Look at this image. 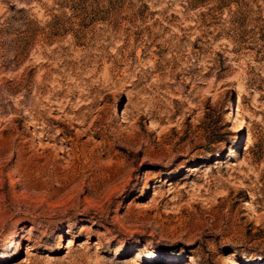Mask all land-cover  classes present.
<instances>
[{"label":"rangeland","instance_id":"obj_1","mask_svg":"<svg viewBox=\"0 0 264 264\" xmlns=\"http://www.w3.org/2000/svg\"><path fill=\"white\" fill-rule=\"evenodd\" d=\"M0 264H264V0H0Z\"/></svg>","mask_w":264,"mask_h":264},{"label":"bare ground","instance_id":"obj_2","mask_svg":"<svg viewBox=\"0 0 264 264\" xmlns=\"http://www.w3.org/2000/svg\"><path fill=\"white\" fill-rule=\"evenodd\" d=\"M252 203V202H251ZM248 204V203H247ZM250 204V203H249Z\"/></svg>","mask_w":264,"mask_h":264}]
</instances>
